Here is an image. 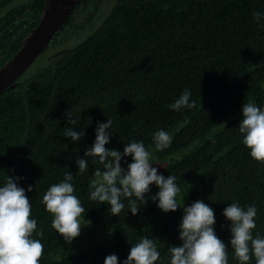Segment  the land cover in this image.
I'll list each match as a JSON object with an SVG mask.
<instances>
[{
    "label": "trees",
    "instance_id": "1",
    "mask_svg": "<svg viewBox=\"0 0 264 264\" xmlns=\"http://www.w3.org/2000/svg\"><path fill=\"white\" fill-rule=\"evenodd\" d=\"M78 0L45 48L0 92V186L8 175L31 200L44 255L40 264H104L110 254L127 258L132 244L153 239L170 264L168 247L181 245L179 225L184 206L203 200L215 211V232L229 247V264H239L231 249V222L222 214L233 202L258 209L256 232L264 235V164L250 156L238 126L249 100L264 109V0ZM46 0H0V66L37 24ZM192 109L173 110L185 91ZM78 119L76 125L69 124ZM112 120L109 149L143 142L159 173L174 175L181 193L175 212L165 213L150 197L140 212L125 208L109 214L110 205L89 199L96 168L77 175L76 160L96 139L99 123ZM67 128L84 131L78 142L64 137ZM167 131L170 147L156 151L153 134ZM131 157H124L127 169ZM69 172L75 195L91 220L84 244L71 245L51 227L52 215L41 203L47 189ZM33 191L27 192L28 186ZM95 232V233H94ZM97 238H94V234ZM255 264V259L251 261Z\"/></svg>",
    "mask_w": 264,
    "mask_h": 264
},
{
    "label": "clouds",
    "instance_id": "2",
    "mask_svg": "<svg viewBox=\"0 0 264 264\" xmlns=\"http://www.w3.org/2000/svg\"><path fill=\"white\" fill-rule=\"evenodd\" d=\"M255 22L259 23L264 14L253 11ZM169 107L179 111L182 108L192 109L196 102L191 100V93L185 90ZM243 119L238 130L242 134L243 144L250 150V156L258 163L264 164V109L249 100L243 104ZM69 124L76 125L78 119H71ZM112 120L99 123L93 146L87 149L83 158L76 160L78 173L84 174L89 166L87 157L102 167L96 168L94 178L89 183V199L100 204L110 205L109 214L119 216L125 208L124 200L132 215L140 212L138 202L147 205L146 194L151 192L155 184L159 191L150 197L163 212H175L181 208L177 197L181 188L176 177H165L153 167L152 153L143 142L126 143L123 152L106 147L111 141ZM85 135L67 128L64 137L78 142ZM156 151H163L172 143L171 135L161 129L153 134ZM124 157H131L132 162L127 169L122 166ZM22 177L13 178L8 175L6 182L0 186V264H40L44 255V245L40 239L43 229L38 230L36 219H32L31 200L23 187L17 183ZM74 176L64 174L61 182L52 184L43 195L41 203L53 217L51 227L64 238L68 245L81 234V217L85 213L80 199L74 194L72 183ZM33 191L31 185L27 192ZM183 216L179 225L181 245L168 247L170 264H229V247L215 232V211L203 200L184 206ZM258 209L255 205L242 207L238 202L231 203L223 210V215L231 222L230 245L234 259L239 264H264V235L254 230L257 228ZM161 253L153 239L143 237L138 243L132 244L123 264H156ZM104 264H119V257L110 254Z\"/></svg>",
    "mask_w": 264,
    "mask_h": 264
},
{
    "label": "water",
    "instance_id": "3",
    "mask_svg": "<svg viewBox=\"0 0 264 264\" xmlns=\"http://www.w3.org/2000/svg\"><path fill=\"white\" fill-rule=\"evenodd\" d=\"M77 2L78 0H46L37 24L31 27L21 45L0 66V92L16 84L17 78L45 48Z\"/></svg>",
    "mask_w": 264,
    "mask_h": 264
},
{
    "label": "rangeland",
    "instance_id": "4",
    "mask_svg": "<svg viewBox=\"0 0 264 264\" xmlns=\"http://www.w3.org/2000/svg\"><path fill=\"white\" fill-rule=\"evenodd\" d=\"M108 4H109V0H105L104 3L102 4L100 12L97 14V19L98 20H99V17H101L103 11L108 9V7H109ZM152 163H153L152 166L157 168L158 170L161 168V166L163 164V162L161 160L154 159L153 157H152ZM81 222H82V226L87 224V225L82 227L81 234L79 236V241H80L79 243L84 244V242L87 241V238H89V234L88 233L89 232L91 233V220L88 219V218H85V217H81ZM95 238H97V234H94V238L93 239H95Z\"/></svg>",
    "mask_w": 264,
    "mask_h": 264
}]
</instances>
